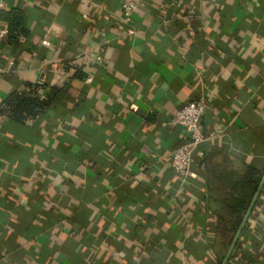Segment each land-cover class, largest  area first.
<instances>
[{
	"label": "crops",
	"instance_id": "1",
	"mask_svg": "<svg viewBox=\"0 0 264 264\" xmlns=\"http://www.w3.org/2000/svg\"><path fill=\"white\" fill-rule=\"evenodd\" d=\"M0 2L25 32L0 20V107L45 101L0 111V264H217L219 201L264 164V0H138L128 22L121 0ZM189 101L206 138L183 179ZM225 264H264L263 211Z\"/></svg>",
	"mask_w": 264,
	"mask_h": 264
},
{
	"label": "trees",
	"instance_id": "2",
	"mask_svg": "<svg viewBox=\"0 0 264 264\" xmlns=\"http://www.w3.org/2000/svg\"><path fill=\"white\" fill-rule=\"evenodd\" d=\"M22 13L20 9L11 8L0 11V20L7 24V30L10 36L24 37L25 32L21 28ZM29 91H15L9 95L1 104L0 111L6 113L10 118L20 122H26L40 113L45 107L44 99L38 97ZM264 172V164L257 169L247 166L244 172L237 178H231L230 190L223 195L217 208L214 231L218 234V242L222 247V252L218 256L217 264H221L228 247L237 231L242 218L249 206V203L257 189L258 183ZM264 186L261 188L258 197L250 211V214L243 226L236 244L228 258V262L233 258L235 252L240 247L241 239L248 230L250 220L255 216V210L260 209L264 214Z\"/></svg>",
	"mask_w": 264,
	"mask_h": 264
},
{
	"label": "built area",
	"instance_id": "3",
	"mask_svg": "<svg viewBox=\"0 0 264 264\" xmlns=\"http://www.w3.org/2000/svg\"><path fill=\"white\" fill-rule=\"evenodd\" d=\"M3 3L0 2V8ZM138 6V0H121L120 11L125 22L131 19V16ZM190 29V28H189ZM193 31L192 29H190ZM5 34V30H0V37ZM44 45H48L47 39L42 40ZM14 67V60L8 59L4 62L0 53V73H9ZM40 83V82H39ZM203 113V106L200 101H189L184 103L173 122L185 130V139L172 151L170 157L171 169L183 179L191 176V163L194 154L203 156L204 151L201 144L205 141V135L201 129L200 122Z\"/></svg>",
	"mask_w": 264,
	"mask_h": 264
},
{
	"label": "water",
	"instance_id": "4",
	"mask_svg": "<svg viewBox=\"0 0 264 264\" xmlns=\"http://www.w3.org/2000/svg\"><path fill=\"white\" fill-rule=\"evenodd\" d=\"M263 184H264V172H263V174L261 176V179H260V181L258 183L257 189H256V191H255V193H254V195H253V197H252V199H251V201L249 203V206H248V208H247V210H246V212H245V214H244V216L242 218V221H241L237 231L235 232V234L233 236V239H232V241H231V243H230V245L228 247V250H227V252H226V254L224 256V259H223L221 264H225L227 262L230 254H231V252H232V250H233V248H234V246L236 244V241L238 240V237H239V235L241 233V230H242L243 226L245 225V222H246V220H247V218H248V216L250 214V211H251V209H252V207L254 205V202H255L256 198L258 197L261 188L263 187Z\"/></svg>",
	"mask_w": 264,
	"mask_h": 264
}]
</instances>
